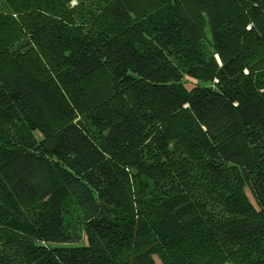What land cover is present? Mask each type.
Wrapping results in <instances>:
<instances>
[{"label":"trees","instance_id":"obj_1","mask_svg":"<svg viewBox=\"0 0 264 264\" xmlns=\"http://www.w3.org/2000/svg\"><path fill=\"white\" fill-rule=\"evenodd\" d=\"M155 257L264 264V0H0V264Z\"/></svg>","mask_w":264,"mask_h":264},{"label":"rangeland","instance_id":"obj_2","mask_svg":"<svg viewBox=\"0 0 264 264\" xmlns=\"http://www.w3.org/2000/svg\"><path fill=\"white\" fill-rule=\"evenodd\" d=\"M182 82L184 83V85L190 89L193 87V85L195 84V81L193 79L184 77L182 79ZM35 136L37 138H40L41 135L38 132H34ZM48 175L50 176V178L52 179V181L57 185L58 184V179L55 175V173L53 172L52 169L48 170ZM246 194L248 196V198L250 199V201L254 203L253 197L250 193V191L248 189H246ZM81 225H82V220L80 217H77L70 225H69V230L74 234V238L73 240H75V242H72L69 245H82L85 242V237L83 236V233L81 231ZM155 261L157 262V264H160L159 260L155 257Z\"/></svg>","mask_w":264,"mask_h":264}]
</instances>
